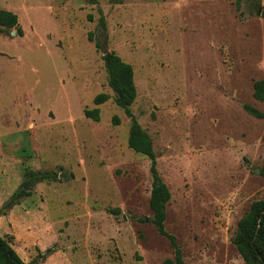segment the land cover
Masks as SVG:
<instances>
[{"label": "rangeland", "instance_id": "rangeland-1", "mask_svg": "<svg viewBox=\"0 0 264 264\" xmlns=\"http://www.w3.org/2000/svg\"><path fill=\"white\" fill-rule=\"evenodd\" d=\"M0 8L23 32L0 33V236L21 260L173 257L151 223L150 161L127 145L130 122L99 43L133 69L130 110L169 189L164 227L184 264H245L231 239L264 198V98L253 97L264 81V0H0ZM100 93L108 99L95 106ZM93 108L97 122L83 114ZM30 172L54 177L28 184Z\"/></svg>", "mask_w": 264, "mask_h": 264}, {"label": "trees", "instance_id": "trees-1", "mask_svg": "<svg viewBox=\"0 0 264 264\" xmlns=\"http://www.w3.org/2000/svg\"><path fill=\"white\" fill-rule=\"evenodd\" d=\"M87 1L92 4L95 3V0ZM99 25L102 29L105 28L102 16L99 18ZM12 30L19 37L23 35L17 15L12 11L0 8V33ZM89 40H91V34H89ZM95 46L101 50L103 66L107 74V84L114 94V102L123 110L130 122L127 145L133 152L147 157L150 161L151 189L149 209L152 214L151 223L157 233L168 240L173 250V257L165 259L163 264H184L180 247L177 245L174 236L167 233L164 227L166 206L170 199L169 189L156 170L155 153L152 148L151 139L141 128L130 110L136 98L133 69L130 64L124 62L115 52L108 51L103 55L104 48L99 43H95ZM253 97L259 101L263 100V80L254 82ZM107 99L108 95L100 93L93 98V104L95 106L100 105ZM244 109L257 118H263L260 112L250 106H244ZM83 114L85 118L92 121L97 122L99 120L98 108L85 109ZM113 122L118 124L116 117L113 118ZM259 175L264 179V154L262 165L259 168ZM51 177H54V175L47 172H30L27 174L26 183L34 184L49 180ZM18 195H13L5 204V207L12 205L17 200ZM114 211L118 213V210ZM231 243L245 264H264V198L253 201L248 210L238 220ZM49 251V249L46 250V253ZM0 264H26L13 250L9 242L1 236Z\"/></svg>", "mask_w": 264, "mask_h": 264}, {"label": "water", "instance_id": "water-1", "mask_svg": "<svg viewBox=\"0 0 264 264\" xmlns=\"http://www.w3.org/2000/svg\"><path fill=\"white\" fill-rule=\"evenodd\" d=\"M107 52H108V50L106 48H104L103 49V55L106 54ZM254 172L257 173L258 172V169L256 168ZM24 189H26V186L24 187Z\"/></svg>", "mask_w": 264, "mask_h": 264}, {"label": "crops", "instance_id": "crops-1", "mask_svg": "<svg viewBox=\"0 0 264 264\" xmlns=\"http://www.w3.org/2000/svg\"><path fill=\"white\" fill-rule=\"evenodd\" d=\"M2 9H4V8H2Z\"/></svg>", "mask_w": 264, "mask_h": 264}]
</instances>
